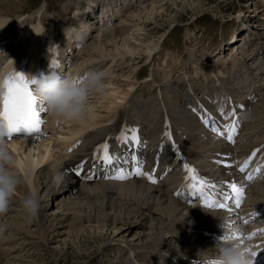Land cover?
<instances>
[{
    "label": "bare ground",
    "instance_id": "bare-ground-1",
    "mask_svg": "<svg viewBox=\"0 0 264 264\" xmlns=\"http://www.w3.org/2000/svg\"><path fill=\"white\" fill-rule=\"evenodd\" d=\"M11 1L13 2L14 0H5V2L1 3V5L4 6L6 3H10ZM85 1L86 3L84 4L83 10L86 11L91 7V11H93L94 6L92 3L89 0ZM106 1L107 0H99V3L103 4ZM87 4L89 5L85 8V5ZM188 4L191 6L195 5V3ZM44 6L45 3L27 15L17 14L12 16L9 13H0V29L5 26L0 30V36L7 31L10 35L17 33L16 37L13 39L14 42L18 39L14 45L8 48L7 51L5 48L4 51L0 52V66L3 67V70L11 68L12 61H14V70L17 72L34 74L33 78H40L43 75L42 68H39V71L36 73L35 66H41L44 56L43 51L46 48V43L51 44L50 49H52L55 53L63 55V50H66L69 55L70 48L72 49L74 42H76V49H74L73 52L75 50L78 52L77 54L73 53L75 54L74 62L77 66L82 65L78 64L76 61L79 57L84 55V50H86V47L90 45L91 41L88 46L81 45L77 41H72V34L70 31L77 30L72 28L68 31L66 28L67 25L62 27V29L58 32L53 28H45L39 16V12ZM81 8V5H78L76 10ZM111 15H113V13H111ZM100 16L101 22H103V17L105 16L104 9H102ZM73 17H76V13L73 14ZM27 20L28 22L25 23ZM79 25H81L82 29L87 28L85 21H81ZM12 26L16 27L14 32L11 31ZM100 27L105 28L106 26ZM122 27L124 26L112 28L111 31L105 35L111 33V36L114 35L111 38L112 41H114L113 39H115L116 36L121 35L120 33L123 29ZM98 28L97 30H99ZM82 29H79V35L77 34L80 41L85 39L87 34L86 32L81 31ZM46 37L53 38L46 41ZM105 39L108 38L104 37V40ZM234 43H236V41ZM106 44H108V42ZM128 47L131 48V45L129 44ZM52 50L47 51V53L52 54ZM78 54L80 55L77 56ZM114 57L115 55L111 59H114ZM122 57L123 56L120 58ZM63 59L65 58L61 57L55 67L51 66L48 69H45V74H49L50 72L60 73L64 64ZM233 61L234 66L240 62V64H242L241 67H243V65L245 67L243 60L237 59L236 61V59H233ZM22 67H24L25 71L22 70ZM254 69L255 71L251 74L247 73L243 69L239 72L236 70L231 72L230 70V77L237 74L242 75L238 81L231 78L236 85L234 89L231 84L227 83L226 80L220 78V76L224 75V73L219 74V78H215L216 80H214V86L218 89V92L220 91V99L216 98L215 94L214 96L210 95L212 85L206 80H198L195 83L191 80H185V85L183 86V83L181 84L183 86V92L181 95L179 88L177 89L175 85V88H167L173 84H157L153 86L151 91L146 89L147 92L151 93V96L154 95L148 99L145 98V92L141 87H137L138 89H129L127 92H120L116 89L112 91V93H109L111 96L109 97L108 102L104 104L105 106L103 105L108 109L107 111L114 112L111 123H105L98 128L92 129L98 122V120L91 122L99 117L101 110H98L93 111L90 115L83 116L85 120L90 118L91 120L89 123L91 124L77 125L70 129L63 127L64 129L61 130V128H59L61 131L58 134H55L57 131L54 130V125L51 126L50 123H48L47 127L50 129L51 133L40 142H34L31 138L11 141V143L8 144L10 145L11 152L9 148L8 150L14 157L15 171L21 178V183L17 186L16 194L12 197V200L19 207L8 208V211L6 212L7 217L3 219L0 224L6 225V230L10 231L11 229V231L8 235H5L6 233L0 234V237L3 239L9 238L6 240L10 244L12 241L19 239L23 230L28 232L29 235L33 234L31 230H28L27 220L25 219V214L20 206L21 199L29 193H32L40 202L38 214L32 220L35 221L37 218V224L40 226L43 235H45V229L48 228L50 230L51 226L54 227L55 218L53 217L54 213L47 215L42 212L43 210L48 211L47 208L49 206L55 205V212L60 211L64 214L63 216H65L66 213L70 214L68 216L70 218L68 223H72L71 228L74 231H78L82 228V225L86 224L88 225L86 226L87 228L99 231H102L105 227L112 228L117 236L120 235L119 240H117L115 244H112L116 247L115 249L117 254H115V257L122 262L119 264H130L133 253H135L137 258H145L147 255L152 253H157L163 256L166 252L174 255L179 253H195L193 256L197 255L199 250L210 246V244L202 237L200 230L210 231L213 229L216 225V221L208 220L213 217V213L209 214L208 212L201 211L199 219H194L195 216H193V207L185 209L184 206H181L176 199L170 196V194H167L170 190L167 182L157 186L154 184H147L138 179L118 183L98 180L99 183H92L95 178H104L110 172L108 168H105L103 165L93 161V154L97 147L103 142H109L110 147L113 145L123 146L124 144L118 143L116 140V137L120 134L121 129L135 128L138 132L141 143L135 148L127 145L123 150L124 154H129V148L132 150L130 154L138 151L151 150L152 157L154 152L157 149L162 148L165 144V132H174L176 144L179 143V135L176 132L177 130H183L184 127L187 131L195 133L197 118L194 113L198 112L197 106L201 100L204 102H210L212 99L218 101L228 99L229 102L235 103V95L239 96V99L245 98L248 95V99L246 102L239 103L240 108L234 104L232 109L225 110V113L234 110V118L239 122L237 134L234 137L236 143H231V145L235 146L240 144L243 139L251 140V138L261 137V135H264V113L259 114L258 118V114H256L258 111V105H256V107L254 106L255 104L253 105L251 103L255 100L254 95L264 88V82H259L261 77L258 79L255 75L257 72H264V64L261 62L260 65H256ZM220 70L223 72V69ZM220 70H217L216 72L219 73ZM151 77L153 81V75ZM148 80L151 82L150 79ZM150 82H146L145 87H149L151 84ZM129 87L131 88V85ZM230 87L231 91L228 92ZM239 88L242 90L241 94L237 93ZM195 89H201V96L194 95ZM248 92H251V96ZM244 93L248 94L243 96ZM117 94L120 95L117 96ZM161 98H166L167 101H170L169 103H173L172 107L166 108L167 106L161 102ZM191 98H195L192 111H185L184 104L186 101L189 102ZM122 105H125L124 109L119 110ZM116 107V111L112 110ZM153 107H156V110L150 114ZM145 112L147 114H145ZM243 113H249L244 126L242 120ZM212 116L215 120H217V115ZM49 120H51V118L46 116L45 122ZM80 121L83 120L80 119ZM102 121L105 122V119H102ZM64 123L68 122L64 121ZM67 130L68 133L66 132ZM76 138L78 139L75 140ZM171 139L174 141L172 136ZM189 140L190 143L188 144ZM53 142H56V144L54 145ZM70 142L76 144L77 149L74 151V148L72 153L68 154V151L65 149L69 148ZM79 142H81L80 145H78ZM261 142L264 145V137L257 140V142L249 141V148ZM184 143L192 149L190 155H194L196 157L201 156L200 152L204 147L219 145L218 142L210 135L207 136L205 141L200 140L197 136L196 138L192 135H190V137L186 136ZM228 144L229 142L223 143V146ZM263 147L264 146L259 149L261 155H264ZM56 149L58 150L57 152H55ZM85 150L87 153L83 163L84 173L87 174L88 178H91H89L86 183L84 181L79 183L73 182L70 176H64V181L57 184L54 177L59 172L58 170L62 169V171H64V169H66L65 167L68 166L67 160L75 153L76 154L74 156H79ZM109 151L110 153H113L112 148H110ZM182 158L184 159L185 156H182ZM188 158L189 160H192V157L188 156ZM48 161L52 162L51 167L46 165ZM61 163L64 165H60ZM91 167L93 168L92 174L89 172V168ZM262 170L264 172V169ZM167 178H169V176ZM260 180L262 182L260 186L262 187L258 188V185H254L247 189L250 192H254V189L257 188V191L254 194L255 199L257 198V195H262V192L264 191V175L260 177ZM72 190L74 193L70 192ZM44 196L45 200L41 199L44 198ZM258 198H260V195ZM262 202L264 203V200ZM250 204H252L251 201ZM56 209H58V211ZM155 214H157V218L154 217ZM2 216H0V221L1 218H3ZM65 218H67V216ZM229 219L231 220V224H234V227L239 225L236 217H229ZM65 222L66 221L60 223L58 226H62L63 228L66 227ZM194 223L199 224L193 226ZM190 227H192L193 230H197L196 234L200 238V242L195 244L185 243L184 247L172 248V243L174 241L173 235L180 234L181 232L186 233L191 230ZM133 229V234H130ZM141 229L143 231H141ZM58 235V237H60L62 233H59ZM128 236L133 238V243H128L122 239L124 237L126 239ZM58 242V240H54L52 241V244ZM72 246L75 250H80L84 247L82 245V241L72 242ZM123 249L125 250L121 252ZM1 253L3 255L4 252H0V254Z\"/></svg>",
    "mask_w": 264,
    "mask_h": 264
},
{
    "label": "rangeland",
    "instance_id": "rangeland-1",
    "mask_svg": "<svg viewBox=\"0 0 264 264\" xmlns=\"http://www.w3.org/2000/svg\"><path fill=\"white\" fill-rule=\"evenodd\" d=\"M35 1L36 0L33 2L32 0H14L13 2L6 3V5H4L5 7L2 6L0 8L6 10V13H9V11L13 14L24 13L30 10ZM59 1L61 0H48V10H55L57 12L56 18L50 22L55 25H64L63 18L61 15L59 16L60 12L58 14V11L63 4ZM128 1L136 2V0ZM129 2L124 1V5L126 7H131ZM188 3H195V5L191 6ZM88 5L89 4L85 5V8H87ZM67 6L68 3L64 4V7ZM77 6L78 3H75L74 5L72 4L74 10ZM0 13L4 12L0 11ZM120 13L121 8L119 10V21L114 22L116 24L115 27L119 28L124 26L122 27L121 35L116 36V38L113 39L114 41H112L111 38L114 35L111 36V33L105 35L111 30H105L107 27L98 28L99 30L97 31L99 35L92 36L89 40V42L91 41L90 45L86 47V51L84 50V55L79 57L76 61L78 64H84V66L87 65L89 68L95 69V71L99 67L100 70H102L101 66L105 65L107 67L104 72V74H106L104 77V92L100 95L89 98L88 106L84 114V116H87L93 113V111L101 110L99 117L91 122H95L102 117L104 119V117L114 115V112H109L107 111L108 109L104 107V104L108 102V99L111 96L109 93H112V91L117 89L120 92H127L129 89H138L137 87H141L145 90L147 88V86H144L145 83L150 82L144 77L145 75L149 76V79L151 80L150 83L155 85L170 83L173 85L168 86L167 88L176 87L177 89H180L182 83L183 86L185 85V80H190L186 78L180 83H173L172 81H177L179 76L185 70V67H187L189 68L188 75L194 77L192 78V82L195 83L198 80L208 81L212 85L211 93L212 91L213 93L216 92L215 97L220 99V91L218 92V89L214 86V80H216L215 78H219V74L224 73L220 78L226 80L234 89L236 85L231 78L238 81L242 75L237 74L230 77V70L231 72L235 70L239 72L243 69L251 74L255 71V66L260 65L261 63L260 61H257L256 65L252 68L253 72L250 71L251 68L249 63H251L256 57L254 52L261 50V48L264 51V0H145L140 2L139 5L126 11L123 18ZM238 13H242L241 18L244 21L249 22V25L253 26H249V29H242L243 26H236V22L238 21L237 18H239L237 16ZM92 21L93 19H90L87 20L86 23ZM44 25H46L45 21ZM55 30L58 32L60 29L55 28ZM235 30L238 31L237 36L240 37L238 42L248 43V48L242 46V49L239 50L238 54L231 55L228 47L224 45V53L226 52L227 54L221 58V60L224 61L217 63L216 59L219 58H217L218 55L215 54L216 48L223 42V39L227 35ZM241 30L242 32H240ZM104 31L105 34H103ZM104 37H107L108 39H105V41ZM89 42L87 44H89ZM107 42L108 44H106ZM129 44L131 45V48L128 47ZM259 45H262V47H259ZM155 50L156 52L151 58L150 54ZM217 53H219V51H217ZM114 55V59H111ZM121 56L123 57L120 58ZM262 57L264 59V55ZM173 58H175L176 72L171 74L170 61H172ZM117 59L120 61L117 62ZM233 59H236V61L237 59L243 60L245 64V67L244 65L243 67L245 69L241 67L242 64H240V62H238V66H234ZM115 62L116 65H114ZM189 63H192V66H194L193 68L196 69H192V66H190ZM111 64L112 67L117 69L114 73L109 66ZM220 69H223V72ZM217 70H220V72L217 73ZM193 71L194 73H192ZM262 74L263 76H261ZM152 75L154 77L153 81L151 77ZM255 75L258 79L261 77L259 82H264V72H257ZM130 85L131 88L129 87ZM152 89L153 86L147 88L148 91H151ZM197 91L202 93L201 89H195L194 93ZM230 91L231 87L228 89V92ZM248 93L251 96V92ZM248 93H244L243 96ZM120 94H117V96ZM147 96L149 97L150 94L148 93ZM161 102L167 106L166 108L172 107L173 105V103H169L170 101H167L166 98H161ZM253 105H258V111L256 114H258L259 118V114L264 113V89L260 94L258 101L253 103ZM155 108L153 107V109H151L150 114L155 112ZM116 109L117 107L112 110L116 111ZM146 112L145 114H147ZM81 120L83 121L79 120L80 124L74 126H69V123H64V120H60L61 126L58 128H61L62 130L64 129L63 127L70 129L77 125L91 124L89 123L91 120L90 118L85 120V118L82 117ZM59 132L60 131H57L55 134H58ZM66 132L68 133V130ZM263 137L264 135H261V137L251 138L249 141L257 142V140ZM247 142L248 140L242 143V146H249V142ZM55 144L56 142L54 145ZM236 147L239 146L237 145ZM248 149L249 147H245L241 153L243 155L246 154ZM57 151L58 150L56 149L55 152ZM260 187L262 186H259L258 188ZM254 191H257V188H255ZM262 196H264V191L262 192ZM41 199L45 200V196ZM55 208V205H52L47 208L49 212L44 210L42 212L47 215L54 213L53 217L55 218L54 227L56 228L51 226L52 228L50 227V230L48 228L45 229V235L42 234V230L37 224L36 218L35 221L31 220L30 223L27 221L28 230H31L33 233L32 235H29L28 232L23 230L19 239L12 241L10 244L7 240H3V238L0 237V240H2V242L0 241V252H4L3 255L2 253L0 254V264H116L114 262V251L109 249L113 247V243L115 244V242L119 240L120 235L117 236L112 228L105 227V229L99 231L87 228L86 226L88 225L86 224L82 225V228L78 231H74L71 228L72 223H68L70 220L68 216L70 214L66 213V215L63 216L64 214L62 212H55ZM184 208L192 207L184 206ZM56 210L58 211V209ZM193 212L195 215L196 212L194 208ZM66 216L67 218H65ZM2 217L0 223H2V220L7 217L6 213ZM154 217L157 218V214H155ZM64 221H66V227L63 228L62 226H58ZM198 224L199 223H194L193 226ZM190 229V232L192 233V227H190ZM10 231L6 230L3 233L8 235ZM133 231L134 229L130 234H133ZM141 231L143 230L141 229ZM57 233H62V235L58 237L59 235ZM38 236L45 238L42 239ZM122 239L128 243H133V238L130 236L126 237V239L125 237ZM54 240H58L59 242L52 244V241ZM79 241H82L84 247L80 250H75L72 246V242ZM174 245L172 248L178 247ZM3 249L7 250L4 251ZM116 259L119 261L117 257Z\"/></svg>",
    "mask_w": 264,
    "mask_h": 264
},
{
    "label": "snow or ice",
    "instance_id": "snow-or-ice-1",
    "mask_svg": "<svg viewBox=\"0 0 264 264\" xmlns=\"http://www.w3.org/2000/svg\"><path fill=\"white\" fill-rule=\"evenodd\" d=\"M53 67H55V62H53ZM220 116L226 123L218 125L217 121L210 115L205 113L202 116V123L205 127L209 128L210 131L216 136L226 139L229 143H234V137L237 134V128L239 122L235 119V111L225 113L224 108L220 107L218 109ZM44 112L42 107L38 108L35 98L31 95L28 83L23 81L22 77L17 76L15 79L5 80L0 83V123H3L8 130L7 137L11 139L13 133L18 132L21 128L27 132H40V126L44 123L41 118V113ZM222 129V130H221ZM165 137L171 139V134L165 132ZM118 143L124 145H130L135 148L141 143L138 132L135 128H124L121 129L120 134L116 137ZM76 147V145H73ZM109 144L107 142L99 145L93 154V161L95 163L103 165L105 168H110L112 175H106L105 179L114 180H127L134 176H141L146 178L149 182L155 183L153 175L143 171L142 162L138 159L137 155L133 152L130 159L123 160L121 163V157L110 153ZM71 151V149H68ZM259 149L253 150V152L243 161V163L236 162L239 164L238 171L240 173H245L246 169L252 163L253 159L257 156ZM223 163L225 167H232V164L226 161H218ZM131 164V169L125 168V164ZM264 169V164L258 165L255 169V173L261 172ZM76 175H80L83 171V163L78 165L75 169ZM184 171L186 173L185 186L189 189V193L192 197H201L205 192L213 190L216 188L215 184L208 182L207 180L199 177L196 170L189 165H184ZM91 178V177H89ZM246 180L251 181L254 179V175L249 173L245 177ZM228 191L222 194V201L209 202L205 200V207L207 208H217L226 210L229 213L232 211L231 205L235 208H240L241 201L243 199V194L245 189L238 186L236 183H227ZM179 195V193H177ZM244 224L249 221L244 218H238ZM227 228L231 229L228 234L224 237L227 240H239L241 244L245 243L247 240H251L257 235L256 232L244 235L243 231L234 224H227ZM260 232H264V229H260ZM246 252L251 257V264H253V258L256 257L257 252L251 249H246Z\"/></svg>",
    "mask_w": 264,
    "mask_h": 264
},
{
    "label": "clouds",
    "instance_id": "clouds-1",
    "mask_svg": "<svg viewBox=\"0 0 264 264\" xmlns=\"http://www.w3.org/2000/svg\"><path fill=\"white\" fill-rule=\"evenodd\" d=\"M39 35V34H38ZM12 61V60H11ZM22 77L28 83L31 95L35 98L38 108L42 107L48 117L56 120L79 121L85 114L89 98L104 92V75L98 72H87L77 79L61 75L59 72H50L40 78H33L28 73H17L14 70V61L11 68L0 70V83L5 80ZM8 130L0 123V216L9 208L12 197L16 194L21 178L15 171L13 155L6 146ZM57 184L64 181V175L57 173L54 177ZM25 219L30 223L40 209V202L34 194L29 193L20 201ZM6 225L0 224V234L6 230ZM224 234L212 249L210 255L203 256L198 264H251V257L246 252L250 249L246 243L239 240H227L224 237L231 229L223 225ZM237 227L243 231V226Z\"/></svg>",
    "mask_w": 264,
    "mask_h": 264
}]
</instances>
